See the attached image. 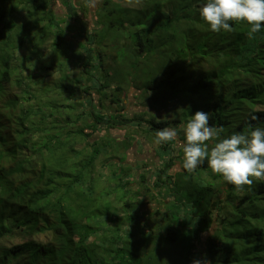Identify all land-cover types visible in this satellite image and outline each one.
<instances>
[{"label":"trees","instance_id":"obj_1","mask_svg":"<svg viewBox=\"0 0 264 264\" xmlns=\"http://www.w3.org/2000/svg\"><path fill=\"white\" fill-rule=\"evenodd\" d=\"M120 1L104 0L101 7L107 11L101 13V9L98 12L95 10L97 23L103 24L104 27L114 26L113 20L121 15L118 10H123L118 6L121 4ZM177 1L169 0L168 7L165 8L170 9L171 14L180 10L181 18L196 2L197 6L206 3V0H179L176 3ZM57 3H62L66 10L58 6L56 8ZM111 3L113 6L108 7ZM144 5L145 2L142 8ZM26 8L27 10L34 8L32 14L37 21L32 27L23 30V39L18 42L16 32L21 31L25 24L20 21ZM42 11L45 13L40 20ZM171 14L166 16L165 24H159L165 31H174L180 26L179 20H175ZM68 16L71 17L72 27L65 24ZM46 20L54 22V25L43 29V22ZM61 23L63 28H60ZM230 24L232 32L221 30L216 33V54L208 51L204 58L197 60L198 69L205 77L193 84V87L191 84V87L193 91L198 89L194 92L195 95L207 101L208 96L200 95L199 92L210 85L215 86L212 83L216 82L217 94L212 104L213 111L209 114L210 126L225 128L229 124L231 126L235 119L238 127L242 129L244 119L253 114L261 118L258 119L259 123L264 122V110H257L254 113L251 109L254 104L264 103V91H259L264 83V30L256 33L254 39H249L247 33L251 30L250 25L246 22L231 21ZM94 31L93 24L88 26L87 22L80 18V11L71 0H0V264H135L133 255L130 253L128 255L131 258H127L128 255L122 253L121 246L119 248L121 252H117L116 249V254L109 258L102 254V249L105 247L104 239L108 235L107 228L114 233H120L124 227L130 228L138 220L145 221L146 218L142 217L144 214L140 215L137 211L134 214L131 210L141 208L143 211L146 205L138 206L129 200L124 204L130 211L127 220L121 218L120 207L123 206L121 205L117 211L112 207L114 213L105 211L107 215L100 214L98 222V217L91 219L90 212L93 210L99 214L100 210L95 209L82 183L86 182L90 186V191L94 192L96 188H93L91 183L95 181L97 172L106 169L109 162L119 158L120 154L140 158L151 153L154 157L160 158L159 150L168 152L167 154L169 151L163 146L157 151L153 149L148 152L142 149L138 151L136 143L131 140L133 133L129 135L121 126L122 119L128 124L138 115L124 118L120 114L124 107L116 111L114 116H110L112 120L102 119V130L95 129L99 118L95 113L92 117L96 122L82 124L83 115L76 119L73 108L69 106H66L67 110L60 111L58 102L54 104L49 100L54 94L44 96L46 93L41 92L44 87L32 75L44 68H50L55 62L51 57L49 60L45 59V55L49 54V52L43 54L45 45L61 43L66 37L73 40L74 46H78L76 45L78 38H83L85 40L79 45L81 48L86 42L87 33ZM50 33L54 34L52 44L47 42ZM140 34L139 31L136 32V42L144 51L148 43ZM98 49L99 57L102 58L105 50H101V47ZM57 51L58 54L66 53L65 50ZM90 59L95 60L91 57ZM98 59L97 57L96 61ZM205 61L212 62V66L208 69L203 67ZM97 66L101 70L104 69V57L102 64ZM168 69L167 80L172 82L171 87L176 90L173 79L176 77V71L178 73V68ZM249 70H253L255 74H248ZM89 78L95 79L98 83L95 76ZM186 80L189 78H185ZM187 85L188 83H185V86ZM14 86L22 88V93L13 91ZM154 86L151 85L153 88ZM122 88L116 86L114 93L123 90ZM55 89L69 93L59 84L55 85ZM115 100L120 102L119 97L118 99L112 97L111 104ZM246 110L251 111V114L246 115ZM173 121L178 120L153 119L149 124L151 129L156 131L171 126ZM229 126L224 131L229 130ZM260 126L262 125H256ZM35 133H38L37 138H41L38 147L37 138H33ZM110 135L117 137L116 143L109 141ZM180 140L186 141L177 137L179 143ZM80 142H84L85 147L80 156L78 154L72 161L70 154L75 153V148ZM109 155L113 158L107 159ZM177 166H181L177 171H186L183 165L171 164L164 168H171L174 171V167ZM198 167L209 169L207 159ZM149 168L142 166L137 175L145 176L143 170ZM164 173L163 175L167 176V173ZM201 190L205 192L203 197L208 206L214 187H201ZM228 190L227 198L237 201L235 212L233 213L232 209L230 213L242 219L240 226L245 228L246 241L239 239L238 235L234 243L229 238L227 241L222 240L219 230L207 223H202L205 227L196 230L198 241L200 244L206 241L205 251L209 250L212 255H219L221 252L242 254L236 259L240 264H264V181L254 180L250 190L248 186H245L243 191H237L235 186ZM176 199L180 203V197ZM218 200L223 201L221 198ZM220 205L222 208L223 204ZM196 211L194 216L199 218L209 214L208 210L206 213L202 210ZM226 218L231 219V216L223 218L222 221ZM248 218H253L254 222H249ZM106 221V226H102ZM171 222L169 228H159L158 232L169 241L176 242L181 232ZM185 222L187 221L182 218L178 222L182 230L186 227ZM183 234H186L185 230ZM227 234L226 231V236ZM227 259L218 257L216 264H222Z\"/></svg>","mask_w":264,"mask_h":264},{"label":"rangeland","instance_id":"obj_2","mask_svg":"<svg viewBox=\"0 0 264 264\" xmlns=\"http://www.w3.org/2000/svg\"><path fill=\"white\" fill-rule=\"evenodd\" d=\"M71 2L80 11V18L87 22L88 26L93 24L95 31L87 33L86 42L81 48L79 45L85 40L83 38H78L76 44L78 46H74L73 40L66 37L61 43L53 46L45 45L46 49L43 54L49 52L45 55V59L49 60L51 57L55 62L50 68L32 73L36 77L35 80L44 87V90L41 89L42 94L43 91L46 93L44 96L53 93L54 95L49 100L54 104L58 102L60 111L67 110L66 106H69L73 108L76 119L83 115L82 124L96 122V119L92 117V114L95 113L100 118H97L96 131L102 130V119L112 120L113 118L110 119V116H114L115 111H120L124 107L120 111L122 116L138 115L126 129L130 132L129 135L133 132L131 139L133 143H136L144 152L152 149L157 151L162 146L169 151L167 154L168 152L164 153L159 150L160 158L154 157L151 153L144 154L140 158L120 154L119 158L109 162L106 169L97 172L95 181L91 183V186L96 188L94 192L90 191V186L86 182L82 183L87 196L93 201L95 209L100 210L99 214L93 210L90 212L91 219L98 217V222H100V214H106L105 211L114 213V210L117 211L121 205H123L120 207L121 218L127 220L130 211L124 204L129 200L138 206L139 204L146 205L143 211L140 207L139 210H131L134 214L136 211L140 215L144 214L142 217L146 218L145 221L138 220L132 224V227H124L120 233H114L110 228H107L108 235L104 239L105 247L102 249V254L109 258L116 254V249L117 252H121L119 251L121 246L122 253L133 255L135 264H193V260H202L205 257L210 261V264H216L218 257L228 258L222 264H240L236 259L242 254L233 255L221 252L219 255H212L209 250L200 251V246L203 243H199V236L196 235V230L205 227L202 223H207L219 230L222 240L227 241L229 238L234 243L238 235L239 239L246 241L245 228L240 226L242 219L230 213L232 209H234L233 213L235 212L237 201L235 199L231 201L230 197L227 198V194L228 188L234 185L227 183L221 176L213 174L210 168L205 170L197 167L192 173L177 171L181 166L174 167V171L171 168H164L171 164L174 166L183 165L184 153H181L183 152L181 145H184L186 141L180 140L179 143L176 139L158 145L154 142L156 139L154 132L144 130V128H149L148 125L152 123L153 119L156 121L176 119L178 121H173L172 125L167 128H174L178 133L177 137L185 139L184 127L192 116L197 111L209 114L213 111L212 104L217 94L216 82L212 83L215 86L210 85L199 92L200 95L208 96L207 101L199 98L197 94L195 95L194 92H197L198 89L193 91L192 88L193 84L205 77L203 72L198 69L197 60L204 58L208 51L216 54V33L211 31L210 25L200 16V8L203 4L197 6L198 2H196L192 9L188 10L187 14L181 18L180 10L171 14L172 11L165 8L168 7L169 0H121V4L118 6L123 10H118L121 15L113 20L115 25L104 27L103 24L97 23L98 17L95 12V10L98 12L101 9V13H106L107 10L101 7L104 0H96L94 7L86 6V0H71ZM144 2L146 6L144 5L142 8ZM178 2L179 0L176 3ZM55 6L66 10L62 3H57ZM110 6L112 7L113 3L108 5V7ZM161 8L162 10H160ZM33 10L34 8L30 10L26 8L22 14L20 23L25 24L21 27V31L16 32L18 42L23 39V30L32 27L37 21L32 14ZM54 10L56 9L54 8ZM44 13L45 11H42L40 20ZM170 14L174 15L175 20H179L180 26L177 30L165 31L159 27V24H165L166 16H170ZM66 19L65 24L72 27L71 17L68 16ZM50 25L53 26L54 22L44 21L43 29ZM95 25L97 26L95 27ZM60 28H63L62 23ZM137 31L148 43V47L144 51L136 42ZM53 35L50 33L47 39L49 44L54 41ZM28 38L27 40H29ZM98 47L105 50L104 55H101L105 60L102 70L97 66L102 64ZM57 50L59 52L65 50L66 53L58 54ZM89 55L95 60H91ZM97 57L99 59L96 61ZM203 64L206 69L212 66V62L205 61ZM168 67L175 70L178 68V73L176 71V77L173 79L176 90L172 89V82L167 80ZM260 72L262 73V70ZM248 74L253 75L255 72L249 70ZM93 76L98 83L95 79L89 78ZM185 78H189V80L185 81ZM185 83L188 85L185 86ZM56 84L67 89L69 93H64L61 89L57 91ZM152 84L155 85L154 88L151 87ZM116 86L124 88L119 92L115 91V94ZM12 88H14L13 91L22 93V88L16 86ZM259 91H264V83ZM112 97L115 99L119 97L120 102L115 100L111 104ZM251 109L254 113L257 110L262 111L264 103L254 104ZM90 112L92 113L90 114ZM245 114L250 115L251 111L246 110ZM248 118L244 119L243 124H245L242 129L233 119L231 126L227 125L229 130L224 131L221 138L230 136L234 132H247L248 124L251 122ZM121 122L125 124L123 119ZM255 122L256 125H262L259 128L264 129V122L259 123V120ZM251 123L255 125L253 122ZM122 126L126 127V125ZM158 130L161 129L153 131L157 132ZM37 136L38 133H35L33 138H37ZM40 141L41 138H37V147ZM109 141L116 143L117 137L110 135ZM84 142H80L75 148V153L70 154L72 161L74 157H78V154L80 156L85 147L86 142ZM111 157L109 155L107 159ZM142 166L150 168L143 170L146 173L145 176L139 177L137 172ZM163 172L167 173V176L163 175ZM210 186L214 187V193L210 194L211 201L207 206L206 199L203 197L205 192L201 190V187L208 188ZM104 188L107 189L104 190ZM178 196L181 199L180 203L176 199ZM220 198L223 201L220 202L218 200ZM220 204H223L222 208ZM195 210L198 212L202 210L203 213L208 210L209 214L199 218L194 216L197 213ZM156 213L158 214L154 216ZM227 216H231V219L226 218L225 221H222ZM181 218L187 221L183 230L178 224ZM202 220L204 221L202 222ZM247 220L254 222L253 218ZM170 221L181 232L176 242L169 241L158 232L159 228H169ZM106 223L107 221L102 226H106ZM184 230L186 234H183ZM100 242L102 241L100 240ZM204 244L207 246V243ZM127 258L131 257L128 255Z\"/></svg>","mask_w":264,"mask_h":264},{"label":"clouds","instance_id":"obj_3","mask_svg":"<svg viewBox=\"0 0 264 264\" xmlns=\"http://www.w3.org/2000/svg\"><path fill=\"white\" fill-rule=\"evenodd\" d=\"M95 4L96 0H86L88 7ZM200 16L215 33L221 30L232 32L230 21L246 22L251 26L247 36L254 39L256 33L264 30V0H206L200 8ZM209 119V113L197 111L184 127L183 168L192 173L207 159L212 173L222 176L237 191H243L245 186L250 190L254 180L264 181V129L256 127L255 122L259 118L251 115L250 120L255 125L249 122L247 132H234L224 138H221L224 128L210 126ZM130 123L122 125L127 129ZM148 127L143 128L153 133L151 125ZM155 133L154 142L158 145L175 141L178 136L174 128H164ZM193 264H210V261L205 257L193 260Z\"/></svg>","mask_w":264,"mask_h":264},{"label":"crops","instance_id":"obj_4","mask_svg":"<svg viewBox=\"0 0 264 264\" xmlns=\"http://www.w3.org/2000/svg\"><path fill=\"white\" fill-rule=\"evenodd\" d=\"M205 243H207L206 241H205ZM202 244V243H201ZM203 250V252H205V250H206V245L205 244H202L201 246H200V251H202Z\"/></svg>","mask_w":264,"mask_h":264}]
</instances>
